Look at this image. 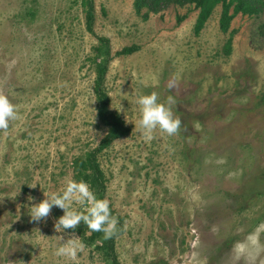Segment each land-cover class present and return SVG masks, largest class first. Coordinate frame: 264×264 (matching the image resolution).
<instances>
[{
	"label": "rangeland",
	"instance_id": "obj_1",
	"mask_svg": "<svg viewBox=\"0 0 264 264\" xmlns=\"http://www.w3.org/2000/svg\"><path fill=\"white\" fill-rule=\"evenodd\" d=\"M93 4L91 31L87 0H0V94L18 110L0 130V264H114L103 232L56 231L58 207L39 222L29 214L44 191L76 180V161L109 131L95 93L101 38L113 57L110 107L131 128L99 155L125 224L119 264H264V9L225 32L218 4L198 34L194 3L140 13L135 0ZM128 46L138 50L118 53ZM152 92L174 96L182 126L146 142L136 100ZM68 239L85 246L77 261L55 255Z\"/></svg>",
	"mask_w": 264,
	"mask_h": 264
},
{
	"label": "clouds",
	"instance_id": "obj_2",
	"mask_svg": "<svg viewBox=\"0 0 264 264\" xmlns=\"http://www.w3.org/2000/svg\"><path fill=\"white\" fill-rule=\"evenodd\" d=\"M170 91L178 87V79L174 78L167 84ZM174 96H168L161 101L156 92L141 95L136 104L139 105V127L146 142L154 139V133L159 130L168 136L177 134L182 126L181 117L174 115L172 105ZM18 119V110L8 95L0 94V130L6 131L10 122ZM136 127V125H135ZM37 184L30 185L35 188ZM42 187V186H41ZM45 199L32 204L29 214L32 221L46 220L54 207L64 211L54 224L58 232L75 231L81 223L93 232H103L105 239H110L117 231L118 221L112 216L110 202L107 199H98L88 182L68 180L62 191L49 195L44 191ZM29 199H33L30 197ZM80 206L83 211L74 207ZM84 244L75 239H68L55 250L58 257L77 261L78 253L83 252Z\"/></svg>",
	"mask_w": 264,
	"mask_h": 264
},
{
	"label": "trees",
	"instance_id": "obj_3",
	"mask_svg": "<svg viewBox=\"0 0 264 264\" xmlns=\"http://www.w3.org/2000/svg\"><path fill=\"white\" fill-rule=\"evenodd\" d=\"M89 3L88 11V27L93 31L95 22V6L93 0H87ZM194 3L196 8L200 10L196 22L195 30L199 34L205 27L207 21L212 15L213 10L218 4H222L221 28L223 31H228L231 22L236 15L242 13L244 15H257L264 9V0H135L137 11L140 13L143 9L148 8L152 11L158 12L165 6L170 4L186 5ZM233 10V11H232ZM187 18V15L179 17V23H182ZM102 42L97 47V55H104L105 61L103 64L97 63L99 70V78L95 86V93L98 100L99 117L103 124H105L109 131L103 138L98 147L88 152L86 156L79 158L76 161V180L86 181L89 183L91 189L94 191L98 199H106L107 182L105 173L99 162V155L110 147L116 140L124 138L131 133V128L126 122L110 107V97L105 91V80L111 62L112 51L110 40L101 38ZM138 50V46H128L122 51L118 52L122 55H130ZM112 216L118 221L117 231L110 239H105V245L108 248V253L112 258L114 264H119L115 256L114 244L116 239L124 232V220L117 218L115 212L112 211ZM70 231H73L69 229ZM87 226L83 223L73 232L85 234ZM100 232H94L96 237Z\"/></svg>",
	"mask_w": 264,
	"mask_h": 264
}]
</instances>
